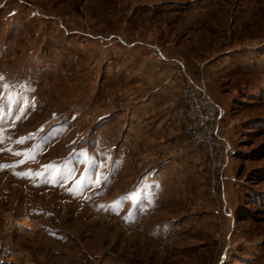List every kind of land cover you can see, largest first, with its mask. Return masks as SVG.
Returning <instances> with one entry per match:
<instances>
[{
	"label": "rangeland",
	"instance_id": "1",
	"mask_svg": "<svg viewBox=\"0 0 264 264\" xmlns=\"http://www.w3.org/2000/svg\"><path fill=\"white\" fill-rule=\"evenodd\" d=\"M152 47L222 110V195L177 126L124 135ZM0 264H264V0H0Z\"/></svg>",
	"mask_w": 264,
	"mask_h": 264
},
{
	"label": "crops",
	"instance_id": "2",
	"mask_svg": "<svg viewBox=\"0 0 264 264\" xmlns=\"http://www.w3.org/2000/svg\"><path fill=\"white\" fill-rule=\"evenodd\" d=\"M160 52L165 56L164 51ZM179 60L174 55L158 61L148 50H142L137 54L132 52L119 66V72L114 73L116 77L122 75L124 80L123 90L116 89V110L123 107V116L120 113L117 119H125L124 135L133 142L150 144L177 138L178 125L172 114L175 98L185 81L199 84L192 67L184 68ZM215 97L221 101L219 95Z\"/></svg>",
	"mask_w": 264,
	"mask_h": 264
},
{
	"label": "built area",
	"instance_id": "3",
	"mask_svg": "<svg viewBox=\"0 0 264 264\" xmlns=\"http://www.w3.org/2000/svg\"><path fill=\"white\" fill-rule=\"evenodd\" d=\"M150 55L158 61L163 59L160 49L152 47ZM200 84L187 81L175 98L172 114L188 145L203 158L208 186L212 194H223L222 178L228 163L227 140L217 133L218 120L222 110L217 106Z\"/></svg>",
	"mask_w": 264,
	"mask_h": 264
},
{
	"label": "snow or ice",
	"instance_id": "4",
	"mask_svg": "<svg viewBox=\"0 0 264 264\" xmlns=\"http://www.w3.org/2000/svg\"><path fill=\"white\" fill-rule=\"evenodd\" d=\"M19 142H22V141H19Z\"/></svg>",
	"mask_w": 264,
	"mask_h": 264
}]
</instances>
